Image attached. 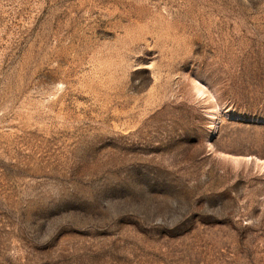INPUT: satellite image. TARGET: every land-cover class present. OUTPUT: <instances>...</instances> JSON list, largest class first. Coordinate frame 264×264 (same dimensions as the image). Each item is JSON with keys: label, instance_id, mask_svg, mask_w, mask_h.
<instances>
[{"label": "rangeland", "instance_id": "rangeland-1", "mask_svg": "<svg viewBox=\"0 0 264 264\" xmlns=\"http://www.w3.org/2000/svg\"><path fill=\"white\" fill-rule=\"evenodd\" d=\"M0 264H264V0H0Z\"/></svg>", "mask_w": 264, "mask_h": 264}]
</instances>
